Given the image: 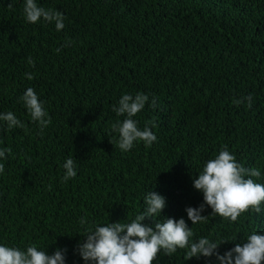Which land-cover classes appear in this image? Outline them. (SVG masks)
I'll return each instance as SVG.
<instances>
[{"label": "trees", "instance_id": "trees-1", "mask_svg": "<svg viewBox=\"0 0 264 264\" xmlns=\"http://www.w3.org/2000/svg\"><path fill=\"white\" fill-rule=\"evenodd\" d=\"M36 2L63 13L65 27L29 23L25 0H0V113L12 111L24 124L9 130L0 121V149L11 148L0 159V245H36L48 255L66 248L65 264H84L75 251L79 233L130 223L151 190L167 199L163 217H183L193 241L235 237L219 246L221 254L264 233V210L194 225L185 212L203 202L193 178L225 146L236 162L259 169L253 180L264 185V0ZM29 87L51 117L42 132L21 100ZM137 93L149 103L134 119L157 140L123 152L111 126L124 117L112 109ZM249 94L250 108L234 103ZM69 157L77 175L62 182ZM211 211L206 205L202 215ZM186 251L160 252L153 264H219L184 260Z\"/></svg>", "mask_w": 264, "mask_h": 264}, {"label": "clouds", "instance_id": "clouds-1", "mask_svg": "<svg viewBox=\"0 0 264 264\" xmlns=\"http://www.w3.org/2000/svg\"><path fill=\"white\" fill-rule=\"evenodd\" d=\"M25 18L29 23H37L41 18L47 23H55L57 31L65 27V16L58 10L45 9L38 5L36 0H25L23 8ZM60 51L59 48L56 49ZM29 65L34 66L31 58ZM27 79L34 77L31 73L25 74ZM21 100L28 109L32 121L38 124L42 132L51 123V117L44 107V102L38 99L33 88H27ZM246 102L251 107L253 98L251 94L235 100L239 105ZM149 103V96L137 93L135 96L124 94L118 101V107L113 106L117 116H123V121L112 124V130L119 133L117 146L123 152L134 147L137 142H143L150 147L157 136L147 126L138 127L134 117ZM150 107H157V98L153 97ZM0 121L6 122L9 130L23 128V122L12 112L0 113ZM111 142V141H110ZM11 148L0 149V159H7ZM65 169L62 182L76 177V163L73 157L66 159L63 164ZM4 172V164L0 163V173ZM253 177L260 178L261 171L256 168H245L236 162L235 157L225 146L219 154L208 160L203 171L193 178L194 189L203 193V202L197 207L186 206L185 212L191 225L207 222L209 216L219 215L235 222L241 213L252 209L257 215L261 214L264 202V185L254 182ZM146 207L135 216L130 223L109 222L104 225H92L82 234L84 239L78 242L75 251L84 261V264H153L158 261V253L171 257L177 249H187L184 260L193 257H215L219 264H261L264 261V233L253 232L244 243H235L234 247L223 254L219 246L232 239L211 240L201 237L195 241L192 228L188 226L183 217L173 219L163 217L162 213L167 206V199L162 194L150 191L144 197ZM212 211L202 215L205 207ZM148 223H144L145 220ZM81 225H86L84 217L80 219ZM66 248H57L51 255L36 245H30L26 250L16 247L0 245V264H65Z\"/></svg>", "mask_w": 264, "mask_h": 264}]
</instances>
